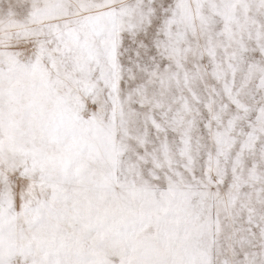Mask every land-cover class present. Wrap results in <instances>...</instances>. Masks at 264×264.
Returning a JSON list of instances; mask_svg holds the SVG:
<instances>
[{
    "label": "snow or ice",
    "instance_id": "obj_1",
    "mask_svg": "<svg viewBox=\"0 0 264 264\" xmlns=\"http://www.w3.org/2000/svg\"><path fill=\"white\" fill-rule=\"evenodd\" d=\"M0 264H264V0H0Z\"/></svg>",
    "mask_w": 264,
    "mask_h": 264
}]
</instances>
